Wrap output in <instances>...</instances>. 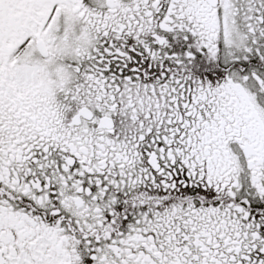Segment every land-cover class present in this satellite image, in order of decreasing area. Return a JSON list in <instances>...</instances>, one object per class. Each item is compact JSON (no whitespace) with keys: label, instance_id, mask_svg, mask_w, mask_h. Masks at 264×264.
<instances>
[{"label":"snow or ice","instance_id":"1","mask_svg":"<svg viewBox=\"0 0 264 264\" xmlns=\"http://www.w3.org/2000/svg\"><path fill=\"white\" fill-rule=\"evenodd\" d=\"M0 264H264V0H0Z\"/></svg>","mask_w":264,"mask_h":264}]
</instances>
